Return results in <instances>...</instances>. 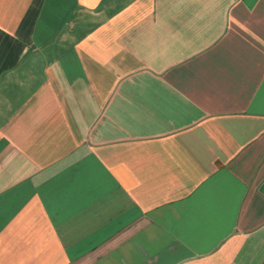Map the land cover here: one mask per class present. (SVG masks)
I'll list each match as a JSON object with an SVG mask.
<instances>
[{
    "label": "crops",
    "instance_id": "1",
    "mask_svg": "<svg viewBox=\"0 0 264 264\" xmlns=\"http://www.w3.org/2000/svg\"><path fill=\"white\" fill-rule=\"evenodd\" d=\"M0 264H264V0H0Z\"/></svg>",
    "mask_w": 264,
    "mask_h": 264
}]
</instances>
